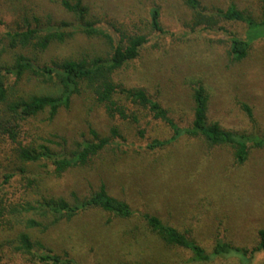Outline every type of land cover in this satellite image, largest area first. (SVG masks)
I'll return each instance as SVG.
<instances>
[{
    "label": "rangeland",
    "instance_id": "1",
    "mask_svg": "<svg viewBox=\"0 0 264 264\" xmlns=\"http://www.w3.org/2000/svg\"><path fill=\"white\" fill-rule=\"evenodd\" d=\"M91 13L104 15L109 25L120 28L123 17L131 10L135 19L145 7H159L161 23L169 31L157 35L145 48L140 59L120 76L122 82L147 89L181 127L192 120V89L200 84L209 96V120L223 129L264 136V41L256 42L246 60L232 64L220 43L222 36L214 33H188L189 13L178 0H85ZM208 8L225 9L235 4L240 9L257 11L258 0H201ZM40 20L41 26L58 27L71 23L55 0H36L27 11ZM31 19V18H30ZM143 24V23H142ZM138 27L143 28L139 22ZM226 28L241 32L242 27L228 24ZM4 29L0 25V32ZM5 41L0 53H6ZM103 49L96 40L75 36L63 45H54L40 61L54 57H92ZM11 53L2 56V61ZM27 93L52 94L54 90L42 82L25 79ZM247 105L253 115L250 122L242 111ZM41 115L33 121L39 129L38 144L50 140L55 152L74 151L76 144L89 139V130L106 137L116 126L124 142H115L82 168L70 169L54 178L45 163L28 166L32 178L40 183L37 191L28 192V199L40 197L83 199L104 185L107 193L126 202L136 213L128 220H118L98 210L78 214L60 222L46 232L25 230L14 224L12 233L0 239L14 241L20 232L39 242L56 255L67 253L79 264H192L189 253L162 245L146 229L138 215L159 218L165 224L187 234L210 251L216 240L239 248L252 249L257 234L264 230V150H251L247 161L237 165L227 147H209L198 138L182 137L161 150L150 152L146 145L152 140L169 138V130L161 123L143 119L141 140L136 128L110 120L88 93L74 98L67 110H61L52 121ZM61 140L65 147L61 149ZM60 145V146H59ZM12 202L23 199L24 184L13 183L6 188ZM30 218V217H28ZM16 221V220H13ZM44 226L51 219L37 220ZM258 256L252 264H264ZM0 264H36L8 254ZM212 264H238L237 259H221Z\"/></svg>",
    "mask_w": 264,
    "mask_h": 264
},
{
    "label": "trees",
    "instance_id": "2",
    "mask_svg": "<svg viewBox=\"0 0 264 264\" xmlns=\"http://www.w3.org/2000/svg\"><path fill=\"white\" fill-rule=\"evenodd\" d=\"M35 1L0 0V25L4 29L0 32V43H7L6 53H0V236L12 233L14 224L22 225L26 231L46 232L89 210H98L118 220H128L136 215L126 202L111 197L104 185L89 197H74L71 204L61 197H40L34 201L27 197L28 192L37 191L40 185L36 177L32 178L29 165L43 162L50 167L48 175L58 178L70 169L85 167L113 143L124 142L118 127L114 126L106 137H100L90 129L89 139L76 144L69 154L52 151L50 146L58 145L53 141L37 143L39 129L33 121L41 115H47L46 121L54 120L83 93L90 94L110 120L135 127L141 140L146 137L141 128L143 119L163 124L170 136L148 142L146 150L150 152L172 145L182 137H200L211 148H229L235 163L243 165L251 150H264V136L259 133L247 135L228 131L209 120V96L200 84L192 89V120L188 126L181 127L145 87L121 81V74L140 59L151 38L169 33L162 27L159 7H145L142 3L138 20L130 10L116 29L108 24L104 15L96 18L85 0H55L59 9L73 19L71 23L62 22L55 28L43 27L38 18L28 16L27 11ZM178 1L190 14L189 24L184 25L189 29L188 33L221 35L220 43L225 46V54L232 64L246 60L252 46L264 41V0H258L255 12L240 9L235 4L216 9L203 6L201 0ZM139 22L143 28L138 27ZM228 24L241 26L242 31L229 30ZM75 36L98 41L103 53L40 61L39 57L52 46L66 44ZM7 53H11L6 58L8 61H2L1 57ZM26 78L38 80L54 92L48 95L27 93L22 85ZM241 108L253 122L251 109L247 105ZM60 144L63 149L65 141L61 140ZM16 182L24 184L26 193L23 199L12 202L5 191ZM138 216L162 245L189 253L192 264H212L229 258L237 259L238 264H252L256 257H264V230L258 232L257 245L252 249L216 240L208 251L159 218L147 214ZM40 219L51 221L44 226L37 221ZM8 254L19 255L36 264H79L67 253L56 255L41 243L31 241L25 232L18 233L12 242L5 237L0 239V261Z\"/></svg>",
    "mask_w": 264,
    "mask_h": 264
}]
</instances>
